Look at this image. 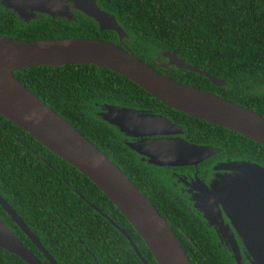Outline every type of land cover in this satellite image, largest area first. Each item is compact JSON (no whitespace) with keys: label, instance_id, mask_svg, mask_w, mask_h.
Instances as JSON below:
<instances>
[{"label":"trees","instance_id":"16d2710c","mask_svg":"<svg viewBox=\"0 0 264 264\" xmlns=\"http://www.w3.org/2000/svg\"><path fill=\"white\" fill-rule=\"evenodd\" d=\"M97 4L115 16L126 34L124 45L140 59L176 80H186L264 117V0H97ZM75 15L78 24L53 25L50 18H42L21 26L9 13H1L0 35L117 40L113 31L99 32L91 17L79 11ZM176 48L186 63L225 84H212L200 73L168 64L163 53ZM164 63L172 70L158 66ZM14 75L127 174L173 228L192 264H226V252L213 247L210 233L205 226H197L193 211L167 193L160 173L135 159V153L118 140L115 126L99 113L105 103L130 105L143 98L188 123L194 121L190 136L223 146L222 153L264 163L263 145L175 110L125 76L91 63L31 66ZM0 194L59 264H142L111 220L125 230L150 264H158L127 218L94 182L1 114ZM0 216L13 224L2 209ZM0 264L27 263L0 248Z\"/></svg>","mask_w":264,"mask_h":264},{"label":"water","instance_id":"95a60500","mask_svg":"<svg viewBox=\"0 0 264 264\" xmlns=\"http://www.w3.org/2000/svg\"><path fill=\"white\" fill-rule=\"evenodd\" d=\"M15 9L19 20L34 12L59 19L75 20L73 14H58L60 7L77 10L95 20L100 30H115L120 39L126 34L115 16L101 9L97 0H4ZM72 10V12H73ZM178 48L164 52L168 64L206 76L212 84L225 82L205 69H198L178 55ZM117 72L145 89L168 106L209 123L235 130L264 146V117L252 109L225 97L179 81L140 59L127 46L86 36L20 39L0 35V114L28 132L51 152L87 176L111 200L141 236L158 264H192L178 236L128 176L94 143L62 115L36 96L15 75L18 69L31 66L87 64ZM100 116L117 130L130 135L169 134L180 127L167 117L141 115L133 108L105 104ZM130 148L159 166L197 164L217 152L216 147L189 143L185 139H150L129 143ZM234 171L213 190L252 264H264V165L251 161L229 160L225 166ZM210 191V190H209ZM208 211L221 217L218 201L212 199ZM0 206L51 264H59L26 224L16 209L0 194ZM206 211L205 209H201ZM207 214V211L205 212ZM105 215V214H104ZM222 220V219H221ZM142 264H150L123 228ZM220 224L230 243L237 264L241 252L233 231ZM0 248L15 254L27 264H44L0 217Z\"/></svg>","mask_w":264,"mask_h":264},{"label":"flooded vegetation","instance_id":"af4514ba","mask_svg":"<svg viewBox=\"0 0 264 264\" xmlns=\"http://www.w3.org/2000/svg\"><path fill=\"white\" fill-rule=\"evenodd\" d=\"M10 1H12V0H10ZM69 8L70 7H68V9H66L64 6L63 7L61 6L57 13L62 15V14H66V11H67L68 13L73 14V16L75 17L77 10H73V9H69ZM72 10H73V12H72ZM5 12L9 13L11 16H13L18 21V24L21 26L26 24V23H29V24L34 23V21L36 22L42 18H45V19L50 18L51 20H49V21L53 25H56L57 23L59 24L60 21L69 22L71 24H78L79 23V20H54V19H59V18L57 16H52V15L47 14V13H46V15H43L41 13L36 14L37 11L34 12L32 16L27 18V20L26 19L25 20H19V16H18V13L16 12V10L8 7V5L6 4V2L4 0H0V14L5 13ZM98 30H100L99 26H98ZM104 31L115 32L117 35V40L115 41V39L111 38V40H109V41H112V42H114L120 46H124L123 39L125 36L122 37V39H120L119 34L115 30H111V29H103V30H100L99 32L103 33ZM158 66H160L162 69H166L167 71L172 70V67L168 66L165 63L160 64ZM105 104H108V103H105ZM111 104H115V105L121 106V107L133 108V109L137 110L139 112V114H141V115H152V116L167 117L171 123L180 127L178 133L175 132V133H169V134H150V135H142V136L130 135V134L122 133L121 131L117 130L118 134L120 135L118 140L135 153V159H137L139 162H142L143 164H145L148 167L150 166V167L154 168L156 170L155 172L160 173L162 180L166 181V183H167V189H166L167 193L171 194L172 197L179 204H181L183 208H187L189 211H193L194 219H195L197 226H199V227L205 226L207 228V232L210 233V236L212 237V239L214 241L213 247H219V248L221 247L224 249V251L226 252V255H225L226 264H237V262L233 256L232 250L230 248V243L227 241V239L222 234V230L220 229V224H219L220 222L223 223V225H226L227 227H229L233 231L236 243L240 249L241 256H242L241 264H252V260L247 257V255L244 251L245 247H244V244H243L241 237L237 234L233 225L231 224L230 219L227 217L226 213L223 210L222 202L219 199V194L214 192V191H211V190H213V185L216 187V185L218 183H219V185H220V183H224L222 179H225L228 174H234L235 173L234 171H231V169L225 168V166L229 160L251 161L254 163H259V164L261 163L263 165H264V163L259 161L258 158H254V157H246L243 155H232V154L228 155V154L222 153L223 146L217 145L213 142H205V141L198 140L196 138H192L190 136V129H192L193 126H196V125H194V121L190 120V122L188 123L187 120H184L181 117H179L177 114L170 112L168 109L164 108L162 105H160L158 103H152V102L144 100L143 98H139V99H137L136 103L130 104V105L129 104H123V103H116V102L115 103L111 102ZM100 113H102V112L100 111ZM201 125H203V124H201ZM112 126H114V125L112 124ZM204 127L206 129L208 128V126H204ZM114 128H116V127H114ZM175 137H178L179 139L183 138L186 141H188L189 143L214 146V147H216L217 152H215L210 157H207L206 159L199 161L197 164L159 166V165H156L154 163H150L148 161L147 157L139 154L138 152H136L135 150L130 148V146L128 145L129 143H141V142H144V141H147L150 139L175 138ZM212 199H215L218 201V204H219L218 206L221 210V217H218V213L216 212V210H215L214 214H211L208 211V209H209L208 206H209V204H212L211 203ZM0 209H2L1 206H0ZM201 209H205L207 211V214H205L206 211L204 212ZM4 213H6V212L4 211ZM2 215H3V213H1V216ZM9 218H10V216H9ZM10 220L12 221L11 218H10ZM4 222H5V220H4ZM7 226L10 227L14 231V233L22 240V242L27 247H29L33 251V253L44 264H51L45 258V256L42 254V252H40L38 250L36 245L26 236V234H24L22 232V230L19 228V226L16 223L13 222V224H10V225L7 224ZM17 229L20 230V232L22 234L18 235Z\"/></svg>","mask_w":264,"mask_h":264}]
</instances>
